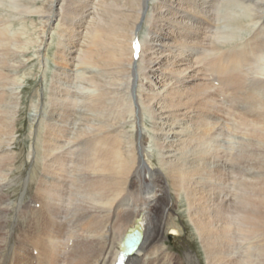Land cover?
<instances>
[{
  "label": "bare ground",
  "instance_id": "1",
  "mask_svg": "<svg viewBox=\"0 0 264 264\" xmlns=\"http://www.w3.org/2000/svg\"><path fill=\"white\" fill-rule=\"evenodd\" d=\"M4 1L22 13L44 17L45 25L57 17L63 28L59 35H68L72 42L84 32L86 49L79 56V63L108 69L119 79H126L130 100L125 109L133 116L135 132L130 151H123L127 141L119 133L105 130L95 138L87 134L96 140L86 143L87 155L77 161L78 167L85 168L79 169L78 175L83 171L86 178L82 179L79 198H70L68 194L78 190L74 185L77 178L63 173L70 159L54 151L55 147L49 145L53 140L50 136L45 144V163H41L40 169L50 177L45 182L41 180L35 191L30 190L25 203H17L16 197L25 173H18L20 178L8 185L15 198L12 203L0 206V264H113L129 229L123 248L125 264H162L165 252L156 246L157 242L167 234L176 238L180 232L178 222L170 214L175 203L168 191L169 184L177 194L185 195L188 202L185 210L209 264H264V99L259 96L264 94V61H258L264 60V0H0V3ZM140 29H146L143 35H139ZM257 62L260 65L254 72L257 76L250 77L244 67ZM147 68L168 73L169 82L162 88L172 80L174 83L161 95L144 92L141 82L150 78ZM227 91L232 96L238 93V99L245 97L253 105H261L251 112L248 109L239 113L238 126L248 139L241 143L233 159L238 174L252 175V167L262 169L263 173L242 180L237 174L230 181L235 183L236 191L225 185L227 179L220 163L212 170L203 166L207 160L219 157L221 144L212 143L216 131L210 133L221 111L215 96ZM92 100L93 107L101 105L100 99ZM152 100L158 105V119H168L166 122L170 124L176 118L170 119L177 116H183L181 120L189 117L194 120L196 130L190 136L201 149L193 153L192 165L184 166L173 160L163 173L155 170L150 160L145 161V150L141 147L146 138L140 134L139 122L142 109H147ZM175 128L172 135L181 133ZM63 130L58 126L54 136ZM190 143L191 140L187 144ZM34 170L28 173L27 187L36 183L40 174L38 169ZM195 175L202 177L203 183L194 180ZM224 189L232 193L233 200L220 198ZM204 190L212 192L213 204L209 203L211 199L207 203L197 198ZM84 194L96 197L97 203L91 204L95 210L86 205L91 200L83 204ZM69 198L71 204L66 206ZM165 227L170 230L166 232ZM4 229L8 231L3 232ZM246 242H251L256 252L245 246V255L235 257L236 249ZM186 259L189 264H196L191 255L187 254Z\"/></svg>",
  "mask_w": 264,
  "mask_h": 264
},
{
  "label": "rangeland",
  "instance_id": "2",
  "mask_svg": "<svg viewBox=\"0 0 264 264\" xmlns=\"http://www.w3.org/2000/svg\"><path fill=\"white\" fill-rule=\"evenodd\" d=\"M7 2L4 1V3H0V197H2L0 199V206H5V204L14 201V192H11L8 185L9 183L12 184L13 180H18L20 178L18 173L24 172L25 177L21 181L22 186L20 185V190L16 196L17 203H25L28 200L30 190L35 191L41 180L45 182V179L50 177V174L48 175L43 169L40 170L43 165L41 163H45V144L50 136L53 137L54 141L51 140L49 145L55 147L53 148L55 149L54 151L57 154L59 153L60 155H63L64 158L70 159L68 169L63 173L73 179L77 178V184L74 185H76V187L78 186V190L74 191L72 195H70L71 191L68 192V194L70 198H79L80 188L84 183L83 180L86 178L83 171H81L82 175H78L77 171L85 168L84 165L78 167L77 161L80 162V160L87 155L86 153L89 149L87 144L95 141L96 139L94 140L93 138H95L97 134H102L103 132H106L105 130L115 134L119 133V135H122L123 139L127 141L124 142L125 145L123 151H130L132 149L131 139L135 130L133 116L130 112H126L127 109H125L126 102L128 105V99L130 100V93H128L129 95L127 94V89L125 87L126 79L124 81L123 77H120L121 79H119L116 75L111 74L108 69L102 70V67L101 69H97V66L89 68L79 63V56L83 53V50L86 49L84 41L86 36L84 32L77 34L76 41L72 42L68 39V35H59L60 30L63 28L57 23V17H53L49 23L45 25L43 23L44 17L41 19V16L37 14L32 15V13L28 12L22 13L14 8L15 6H12V4ZM7 12L11 13L9 14ZM24 15H26V17ZM28 20H30V22ZM7 21H9V24H5ZM6 25H8V27ZM145 30L146 29H140L141 32L139 31V35H143ZM70 46H72L70 49L71 52L68 51V47ZM68 53H70L71 57H68L70 56ZM260 56L261 55H259V58ZM248 60H251V58ZM258 61L261 63L264 60L262 58V60L258 59ZM137 62L138 60L135 63ZM259 68V62L244 67L245 71L248 70L247 74L250 77L254 76ZM106 71L110 74H106ZM148 71L150 72V78L141 82L144 92H148L149 94L159 93V95H161V93L168 90L169 86L174 83V80H172V82L169 83L170 85H167L168 87L166 86L165 88H162V85L169 82V77H167L168 73L162 71V69L157 70V73L152 68H150V70L147 68L146 73ZM160 71L162 72V76L159 75ZM82 72L84 74H82ZM152 74H154L153 77H151ZM82 75H86L87 78ZM107 75H109L111 79ZM158 75L160 77H158ZM164 75L165 80L163 81L162 77ZM148 80H152V83ZM98 83H101L99 84L100 86ZM109 88L112 89L109 90ZM139 88L140 82L137 83V89L140 91L141 88ZM230 92H223L218 96H215L217 99L216 103L222 112L220 111L219 114L221 116L219 115L216 123L217 125H215V129L212 130L210 134L216 131V136L213 135L212 138L214 139H211V141L212 143L214 141H219L221 148L218 150L219 157L210 159V162L207 160L208 163L204 162L203 166H205V168L209 167V169L212 170V167L215 166L216 163H220V166H222L223 171L225 172L224 176H226L227 179L226 184H224L228 186H226L228 189L236 191V189L233 188L235 187V183L232 184L230 182L233 177L237 178L238 174L235 170V166L237 165L235 163L237 162H235L233 158L234 155L239 152L241 145L244 142H247L246 139H248L244 130L240 129L238 126V115L241 111H248L249 109V112H251V109L253 110V108L259 109L258 107L261 105L260 103L253 105L250 100L245 97L238 99V93L232 96V92ZM87 93H89V95H92L93 93L94 97L100 99L101 105L97 104L93 107V104L91 103H93L92 99H94V97L93 95L90 97ZM259 94V96L264 99V94ZM71 104H74L75 106L71 108ZM157 107L158 105H155V100H152L147 107L148 110L144 108L140 114V134L144 135L146 138L141 147L145 150V161L150 160L152 163L151 166H153L155 170H161L162 172H165V170L169 168L170 164L173 163V160H178L183 163L184 166L192 165L193 163L191 164V162H193V160L191 159H194L193 153H195L196 150L201 149V146L194 144L196 142L195 138H191L190 136L191 133L196 130V125L193 123L194 120L190 119V117L189 119L184 118V120H181L183 116H177L170 119L173 120L176 118L174 124H170V122L167 123L166 121H168V119H158V116H156ZM150 111H153L154 113ZM84 114L87 117H85ZM117 115L122 118L120 117L121 119H118L119 117H117ZM110 117L112 119L114 118L113 121ZM57 125L63 127L64 130L60 135L54 136L55 130L58 128ZM108 127L111 131L110 129H107ZM216 127H218L217 130ZM173 128L179 132L181 130V133H173L172 135L171 130ZM99 129L100 132L98 131ZM95 131L98 132L95 133ZM51 132H53V134H51ZM87 134H93V138L91 136L89 137ZM87 138L89 140L91 138V141L87 140ZM172 139L175 141H171ZM190 140L191 143L187 144ZM55 141H58V144ZM36 157L38 160L37 165L35 164ZM71 160L76 163H72ZM216 160L217 162L214 163ZM260 160L263 161L261 157ZM200 164H202V162H200ZM35 168L40 171V174L38 175L36 183L33 182L27 187L26 181L28 180V173L31 170L36 172V170H34ZM253 168L254 167H252L250 171L252 175H244L240 173L238 174V176H241L239 179H253L255 175L258 174V176H260L263 173L262 169L261 171L257 167H255L257 170ZM195 179L200 180L202 183L204 181L202 177L200 179L199 175H195L194 180ZM79 181L81 182L79 183ZM211 182H214V180ZM193 185H196V183ZM226 190L227 189H224L220 193V198L226 197L229 200H233L234 197L232 193H229V191ZM168 191L175 203L170 214L172 218L178 222L180 232L176 238H172L167 234L157 242L156 246L161 247L163 253L165 252L164 256L166 263L162 258V264H189L186 259L187 254L193 257L196 264H209L201 242L196 235V230L192 222L189 220L185 210L188 203L185 199V195L183 193L177 194L173 191L170 184L168 185ZM211 193L212 192L209 190H204L202 194H197V198H202V201L205 200L207 203L211 199L209 203L213 204L214 199L213 194ZM85 196L86 195L84 194L85 201L83 204H85L86 200H91V202L89 201L86 205L88 209L95 210L94 207L91 208V204L97 203L96 197L94 195L93 197L92 195ZM88 196L89 199L87 198ZM70 198L65 201L66 206L71 204ZM207 199L209 201H207ZM164 230L167 232L170 229L169 227H165ZM7 231V229L3 230V232ZM246 243H241L240 247L237 248L239 250L236 249V253L234 254L235 257L241 258L245 255V246L250 247V249L253 248L251 242ZM10 250L12 249L10 248ZM253 252L256 251L254 250ZM252 264H254V262Z\"/></svg>",
  "mask_w": 264,
  "mask_h": 264
},
{
  "label": "water",
  "instance_id": "3",
  "mask_svg": "<svg viewBox=\"0 0 264 264\" xmlns=\"http://www.w3.org/2000/svg\"><path fill=\"white\" fill-rule=\"evenodd\" d=\"M134 228H136V227H134ZM130 230H131V229H129V230L126 232V234H125V236H124V238H123V240H122V242H121V247H120V251H121V252H123V248H124V246H125V244H126V238H127L128 234H129Z\"/></svg>",
  "mask_w": 264,
  "mask_h": 264
}]
</instances>
